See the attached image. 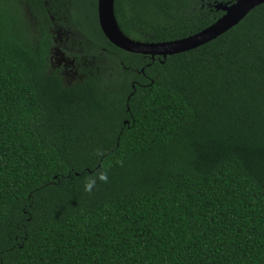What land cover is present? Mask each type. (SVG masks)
<instances>
[{
  "label": "trees",
  "instance_id": "1",
  "mask_svg": "<svg viewBox=\"0 0 264 264\" xmlns=\"http://www.w3.org/2000/svg\"><path fill=\"white\" fill-rule=\"evenodd\" d=\"M214 1L115 15L164 43ZM0 264H264V4L165 60L113 45L98 0H0Z\"/></svg>",
  "mask_w": 264,
  "mask_h": 264
},
{
  "label": "water",
  "instance_id": "2",
  "mask_svg": "<svg viewBox=\"0 0 264 264\" xmlns=\"http://www.w3.org/2000/svg\"><path fill=\"white\" fill-rule=\"evenodd\" d=\"M264 4V0H237L234 4H218V10L224 15L203 31L187 38L164 42L143 43L127 37L119 27L115 15V0H98V21L100 28L108 40L116 47L133 54L150 56L153 59L183 54L200 48L225 34L240 22L256 7Z\"/></svg>",
  "mask_w": 264,
  "mask_h": 264
},
{
  "label": "flooded vegetation",
  "instance_id": "3",
  "mask_svg": "<svg viewBox=\"0 0 264 264\" xmlns=\"http://www.w3.org/2000/svg\"><path fill=\"white\" fill-rule=\"evenodd\" d=\"M205 0H203L204 2ZM235 2H237V0H223V1H219V0H215L213 3L211 2H207L206 4H204L203 6H205L206 8L208 7L210 9V11H214L213 9H216V11L222 13V16L224 15V11L223 10H218L216 7L218 6V4H234ZM213 8V9H212Z\"/></svg>",
  "mask_w": 264,
  "mask_h": 264
},
{
  "label": "rangeland",
  "instance_id": "4",
  "mask_svg": "<svg viewBox=\"0 0 264 264\" xmlns=\"http://www.w3.org/2000/svg\"><path fill=\"white\" fill-rule=\"evenodd\" d=\"M61 33L62 34H60L59 36H63V35H65V33L63 32V31H61ZM54 55H55V57H56V60L58 61V63L59 64H61L62 62H61V60L63 59V57L61 56L62 55V52H61V50L60 49H58V47H55L54 48ZM67 75H69L68 77L70 78V79H73L74 77H72V75H70V74H67Z\"/></svg>",
  "mask_w": 264,
  "mask_h": 264
},
{
  "label": "clouds",
  "instance_id": "5",
  "mask_svg": "<svg viewBox=\"0 0 264 264\" xmlns=\"http://www.w3.org/2000/svg\"><path fill=\"white\" fill-rule=\"evenodd\" d=\"M96 155L97 156H103L104 154L102 152H100V151H97ZM120 163L122 164V161ZM100 178L106 182L107 181L106 173H103ZM92 187H93L92 183L86 184L85 191L91 192Z\"/></svg>",
  "mask_w": 264,
  "mask_h": 264
}]
</instances>
